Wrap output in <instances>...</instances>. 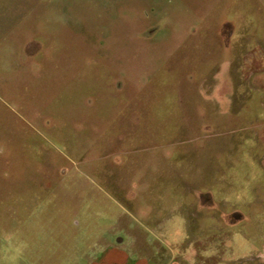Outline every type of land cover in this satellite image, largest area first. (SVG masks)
Returning a JSON list of instances; mask_svg holds the SVG:
<instances>
[{"label":"rangeland","instance_id":"374dc122","mask_svg":"<svg viewBox=\"0 0 264 264\" xmlns=\"http://www.w3.org/2000/svg\"><path fill=\"white\" fill-rule=\"evenodd\" d=\"M119 239L264 264V0H0V264Z\"/></svg>","mask_w":264,"mask_h":264},{"label":"crops","instance_id":"0c3cea01","mask_svg":"<svg viewBox=\"0 0 264 264\" xmlns=\"http://www.w3.org/2000/svg\"><path fill=\"white\" fill-rule=\"evenodd\" d=\"M135 235L137 236L139 235V233H135ZM135 238L138 241L137 237ZM132 246H137V244L134 243ZM114 252L116 253L114 254ZM109 253H112L111 260L108 258L110 256ZM149 254H147V257L145 256L138 258L130 257L124 251L121 239H119V241L115 244L112 243L105 244L102 253L97 258L95 257L91 259L88 264H185L182 259L173 257V255H169L168 260L163 262V260L153 259L152 254L151 255Z\"/></svg>","mask_w":264,"mask_h":264}]
</instances>
